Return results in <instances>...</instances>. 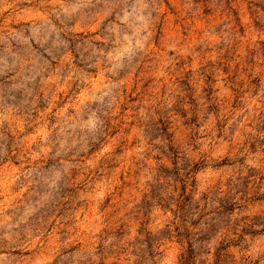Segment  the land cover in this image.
Segmentation results:
<instances>
[{"label":"rangeland","instance_id":"rangeland-1","mask_svg":"<svg viewBox=\"0 0 264 264\" xmlns=\"http://www.w3.org/2000/svg\"><path fill=\"white\" fill-rule=\"evenodd\" d=\"M0 264H264V0H0Z\"/></svg>","mask_w":264,"mask_h":264}]
</instances>
